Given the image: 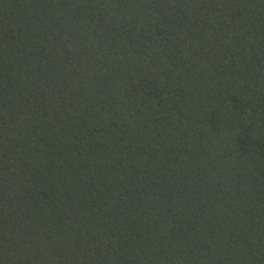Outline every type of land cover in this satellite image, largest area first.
<instances>
[{
    "label": "trees",
    "instance_id": "trees-1",
    "mask_svg": "<svg viewBox=\"0 0 264 264\" xmlns=\"http://www.w3.org/2000/svg\"><path fill=\"white\" fill-rule=\"evenodd\" d=\"M0 264H264V0H0Z\"/></svg>",
    "mask_w": 264,
    "mask_h": 264
}]
</instances>
